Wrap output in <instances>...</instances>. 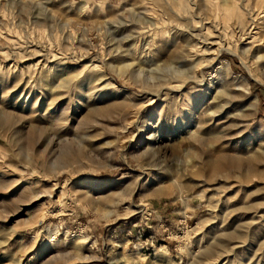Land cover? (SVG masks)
Instances as JSON below:
<instances>
[{"label": "rangeland", "instance_id": "rangeland-1", "mask_svg": "<svg viewBox=\"0 0 264 264\" xmlns=\"http://www.w3.org/2000/svg\"><path fill=\"white\" fill-rule=\"evenodd\" d=\"M175 1L0 0V264H264L262 0Z\"/></svg>", "mask_w": 264, "mask_h": 264}, {"label": "bare ground", "instance_id": "bare-ground-1", "mask_svg": "<svg viewBox=\"0 0 264 264\" xmlns=\"http://www.w3.org/2000/svg\"><path fill=\"white\" fill-rule=\"evenodd\" d=\"M258 1V0H257ZM261 1V0H260ZM154 2V1H153ZM175 2H179V0H176ZM246 3V2H245ZM257 3V2H256ZM178 4H180V3H178ZM258 4V3H257ZM181 6V5H180ZM255 6V5H254ZM259 8V7H258ZM254 8L252 7V10H253ZM255 11V10H254ZM256 12V11H255ZM179 13V12H178ZM230 14V13H229ZM232 14V13H231ZM235 14V13H234ZM254 15V14H253ZM253 15H251V16H253ZM240 16H241V14H240ZM257 18H260L261 20H263L264 21V0H262L261 1V6H260V9H258V14H257V16H256ZM256 17L254 18V19H252V17H251V19H252V21H256ZM248 21H246V23H247ZM143 23H144V25H147V24H153V23H151L149 20L148 21H143ZM246 25V24H245ZM247 25H249V24H247ZM143 28H147V27H143ZM244 28H246V27H244ZM243 28V29H244ZM130 34H131V32H130ZM132 35V34H131ZM196 36H194V38H195ZM130 38V37H129ZM196 39V38H195ZM192 40V39H191ZM202 40V39H201ZM126 41H127V39H126ZM143 41H144V43H143V45L145 46V45H147L148 46V48L149 47H151L152 46V44H153V40H151V37H150V40L148 39V37H145L144 39H143ZM194 41V40H193ZM205 41V40H204ZM135 42V41H134ZM202 42V41H201ZM255 41H254V38H253V43H254ZM130 43V42H129ZM253 43H249V45L251 44H253ZM132 44V43H131ZM190 44H191V42H190ZM205 44V43H204ZM126 45V44H125ZM124 45V46H125ZM127 45H129V44H127ZM199 45V42H196L194 45L192 44V47H190L191 48V50H187V52L183 55H180V59H177L176 57L173 59V61H171L172 63H170L174 68H173V70H175V73H178V72H180V74H181V70L182 69H184V67H185V59H187L189 56H190V54H192L193 52H195V54H196V51L198 50V48H196L197 46ZM201 45V44H200ZM130 46V45H129ZM134 46V45H133ZM143 46V47H144ZM147 46H146V49H144L143 48V50L141 51V53H145V51H147ZM202 46H203V42H202ZM121 47H123V44H121V45H118L117 46V49H119V48H121ZM189 48V49H190ZM193 48V49H192ZM116 49V48H115ZM202 49V47L200 48V51H203V49ZM117 51V50H116ZM128 53H130V51H127ZM123 53V52H122ZM147 54H149V53H145L144 55H147ZM194 54V55H195ZM198 54V53H197ZM108 55L114 60V61H116L117 62V60L119 61V59L121 60V58L123 57V56H121V57H119V55L120 54H117V53H113L112 51H109V53H108ZM196 57V56H195ZM189 59V58H188ZM194 60V59H193ZM189 61V60H188ZM195 65V64H194ZM121 66H122V68H121ZM122 70H126V68L127 67H129V66H123V65H120L119 66ZM188 68L190 69V67L188 66ZM188 68H186V69H188ZM100 69V68H99ZM98 69V70H99ZM121 69L119 70V71H121ZM192 69V68H191ZM190 69V70H191ZM97 70V71H98ZM72 71L73 70H70V72L69 71H67V77L66 78H64V80H61L60 79V77H58L59 78V82H57V84L55 85V87L51 90L52 92H53V94L54 95H56V94H58L59 92H62V91H68L69 90V88L71 87V84L74 82H72V76H74V75H72ZM96 71V72H97ZM127 71V70H126ZM184 72H185V70H183ZM182 71V72H183ZM148 72V71H147ZM75 73V72H74ZM73 73V74H74ZM190 73V72H189ZM179 74V73H178ZM183 74V73H182ZM181 74V75H182ZM190 74H192V73H190ZM63 75V74H62ZM150 75V74H149ZM194 75V74H193ZM66 76V75H65ZM108 76V73H106L105 71H102L101 70V72L100 73H98V76H94V77H90L88 80H89V82H90V84H91V82H95L96 83V81L97 82H99V84H101L102 85V83H105V85L106 84H108L109 82H110V78L109 77H107ZM76 77V76H75ZM88 77H89V75H88ZM88 77H86V78H88ZM151 78H150V81H153V82H150V81H144V84H145V86L146 87H148V88H150V87H156V88H158L159 87V89H160V87L162 86L163 87V80H161L160 78H156V76H150ZM158 77V76H157ZM62 78V77H61ZM85 78V79H86ZM189 78H191V77H189ZM78 79V78H77ZM191 79H193V78H191ZM81 80V79H80ZM84 80V79H83ZM76 81V80H75ZM82 81V80H81ZM85 81V80H84ZM77 82H78V84H81V82L79 83V80H77ZM83 82V81H82ZM89 82H87V83H89ZM85 83V82H84ZM74 84V83H73ZM85 85V84H84ZM92 85V84H91ZM210 85V84H209ZM214 85V83H212V85L211 86H213ZM73 87V86H72ZM75 87V86H74ZM78 87V85L76 86V88ZM90 87H92V86H90ZM76 88H74V89H76ZM94 88V86L92 87V88H89V84H88V91H90V90H92ZM71 89V88H70ZM79 89V88H78ZM182 89V86L180 85V90ZM72 90V89H71ZM81 90H82V88H81ZM114 90V89H113ZM118 90V89H117ZM208 91V90H207ZM72 92V91H71ZM69 93V92H68ZM110 94V93H109ZM68 95V94H67ZM112 96L113 97H115V94L113 93L112 94ZM54 97H56L57 99L59 98V96L57 95V96H54ZM99 98V97H98ZM215 99V98H214ZM61 100V99H60ZM151 101V100H150ZM149 102V101H148ZM56 106V105H55ZM209 107V106H208ZM57 109V108H56ZM141 109V108H140ZM56 111V110H55ZM64 112V111H63ZM142 113V112H141ZM217 114V112L216 111H214L213 109H211V107H209V108H207L206 110H205V112H204V115L207 117H214V115H216ZM226 117V116H225ZM224 117V118H225ZM63 120V119H62ZM74 120V119H73ZM155 120V119H154ZM153 119H151V120H148L147 122H146V124L144 125V128H143V130H142V132L139 134V136H138V142L140 143V145H143V144H146L147 146H146V148L144 149V151H143V153L141 154V156H140V158H142V156H146V155H148V157H150V160L151 161H153V163L154 164H158L159 165V168H160V162H159V158L157 157V152H155L154 151V143H155V134H153V131H154V126H151V123H152V121H154ZM184 127H185V129L183 128V130L185 131L184 133H186L187 134V136H188V138L191 140V139H194L195 138V136H196V129H198V130H200V126H197V124H195V123H190V124H188V125H184ZM149 151H151V152H149ZM139 155H137V157H138ZM144 158V157H143ZM188 165L189 166H191V167H193L194 166V163H195V161H194V159H190L188 162ZM162 165V164H161ZM157 166V165H156ZM158 168V167H157ZM176 183H177V181L176 180H174ZM233 234H235V233H232L231 234V238H233L234 237V239H236L235 238V235H233ZM177 235V234H176ZM176 238H179V236H176ZM241 238V237H240ZM75 239H76V241H78L79 243L80 242H83L84 240H85V238H84V236L83 235H78V236H75ZM183 239V237H180V240H182ZM86 241V240H85ZM221 243V242H220ZM217 244V243H216ZM217 246V245H216ZM212 248H214V247H212ZM180 249H181V254L182 255H184V256H187L188 258H190L191 259V264H202V262H203V260H196V258H195V255H194V253H193V251H192V246H190V245H188V243H182L181 244V246H180ZM222 249V247L220 246V244L218 245V250H221ZM216 250V249H215ZM206 253H208V251L206 250L205 251ZM212 253L211 254H213V251H211ZM208 254H210V253H208ZM210 254V255H211ZM214 254H216V253H214ZM165 255H166V253H165ZM168 256V255H167ZM204 256V258H206L207 257V255H206V257H205V255H203ZM211 256H213V255H211ZM211 256H209V257H211ZM170 257H171V255H170Z\"/></svg>", "mask_w": 264, "mask_h": 264}]
</instances>
